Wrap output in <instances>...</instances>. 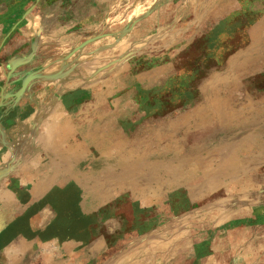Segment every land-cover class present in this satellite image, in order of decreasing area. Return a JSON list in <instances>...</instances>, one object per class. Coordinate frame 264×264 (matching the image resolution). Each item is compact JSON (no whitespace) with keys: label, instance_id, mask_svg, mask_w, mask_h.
I'll list each match as a JSON object with an SVG mask.
<instances>
[{"label":"rangeland","instance_id":"obj_1","mask_svg":"<svg viewBox=\"0 0 264 264\" xmlns=\"http://www.w3.org/2000/svg\"><path fill=\"white\" fill-rule=\"evenodd\" d=\"M0 132L28 182L0 237L69 217L79 264H264V0H0Z\"/></svg>","mask_w":264,"mask_h":264},{"label":"crops","instance_id":"obj_2","mask_svg":"<svg viewBox=\"0 0 264 264\" xmlns=\"http://www.w3.org/2000/svg\"><path fill=\"white\" fill-rule=\"evenodd\" d=\"M19 138L17 141L21 142L27 139ZM11 142H15L11 136L0 132V157L8 154L20 160L22 152L10 149ZM21 174L17 170L14 176L0 177V194L4 195L0 197V223L12 221L8 218L9 207L21 201L28 184ZM79 222L76 218L60 217L34 228L22 230L15 226L13 233L7 230L8 234L0 237V264H79L81 253L94 248L97 237L89 226L80 228Z\"/></svg>","mask_w":264,"mask_h":264}]
</instances>
